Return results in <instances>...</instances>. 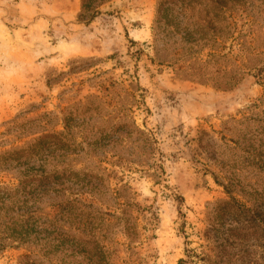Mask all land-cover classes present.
Masks as SVG:
<instances>
[{"label":"rangeland","instance_id":"374dc122","mask_svg":"<svg viewBox=\"0 0 264 264\" xmlns=\"http://www.w3.org/2000/svg\"><path fill=\"white\" fill-rule=\"evenodd\" d=\"M0 264H264V0H0Z\"/></svg>","mask_w":264,"mask_h":264}]
</instances>
